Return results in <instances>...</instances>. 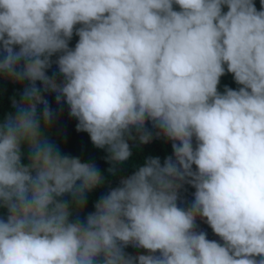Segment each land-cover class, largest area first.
<instances>
[{
  "label": "clouds",
  "instance_id": "obj_1",
  "mask_svg": "<svg viewBox=\"0 0 264 264\" xmlns=\"http://www.w3.org/2000/svg\"><path fill=\"white\" fill-rule=\"evenodd\" d=\"M260 3L0 0V78L22 85L0 118V264H264ZM226 73L237 88L221 91ZM45 93L105 150V171L50 139ZM153 139L172 154L121 175ZM108 176L118 185L81 217Z\"/></svg>",
  "mask_w": 264,
  "mask_h": 264
},
{
  "label": "trees",
  "instance_id": "obj_2",
  "mask_svg": "<svg viewBox=\"0 0 264 264\" xmlns=\"http://www.w3.org/2000/svg\"><path fill=\"white\" fill-rule=\"evenodd\" d=\"M254 2L259 9L261 7L260 0H254ZM77 40L78 36L74 35L73 39L70 41V46L74 47ZM53 60H55V56L53 57ZM54 73H57L55 64H53L52 68L48 70L50 76ZM57 78L59 79L60 77L57 76ZM37 83L38 85L40 84L39 81ZM224 85L237 88V84L233 80L231 73H226L221 77L220 85L218 86L221 91H223ZM21 90L22 85L20 83H14L0 78V118L4 117L9 111H15V109L12 108V97ZM44 95L55 113V118L51 125L52 136L50 139L53 142L58 143L63 152L79 156L84 161H95L99 169L105 171L109 167V163L105 159L107 155L105 150L96 148L92 144L87 132H78L76 130L75 126L77 120L69 115V107L66 103L58 104L56 102L55 93H45ZM148 127L151 128L150 123ZM132 150L134 153V159L130 161L129 165H125L122 168L120 174L123 176L130 175L135 170L134 166L130 165L142 163L145 157L159 156L161 162H163L167 155L172 154L171 142H165L163 139H153L152 142L142 145L141 150L139 151L133 146ZM24 162H27L26 157L24 158ZM108 180L110 182L108 185L96 189L91 194L85 209L81 213V217L87 212L94 211V202L99 199L101 195L106 194L110 187H115L119 183V177L108 176ZM194 191V187L190 185H185V189L181 190V198L183 200V203H181L182 207L191 203L194 199L192 195ZM197 230H205L208 233L209 239H215L212 233L213 230L207 223L198 220ZM125 251L132 255H139L141 253L147 254L148 252L146 249L135 248L131 245L127 246Z\"/></svg>",
  "mask_w": 264,
  "mask_h": 264
},
{
  "label": "water",
  "instance_id": "obj_3",
  "mask_svg": "<svg viewBox=\"0 0 264 264\" xmlns=\"http://www.w3.org/2000/svg\"><path fill=\"white\" fill-rule=\"evenodd\" d=\"M212 233H213L215 240L220 241L221 243L223 242L218 235H216L213 231H212Z\"/></svg>",
  "mask_w": 264,
  "mask_h": 264
}]
</instances>
